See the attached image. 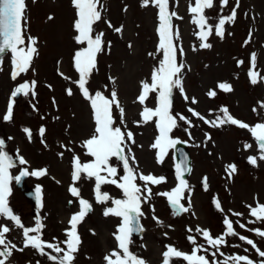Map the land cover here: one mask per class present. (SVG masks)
<instances>
[{
    "label": "rangeland",
    "instance_id": "obj_1",
    "mask_svg": "<svg viewBox=\"0 0 264 264\" xmlns=\"http://www.w3.org/2000/svg\"><path fill=\"white\" fill-rule=\"evenodd\" d=\"M190 2L194 4V0H170L169 10L183 17L182 20L173 18V24L180 33L178 43L184 50L183 55L177 52V61L185 64L182 73L185 93L197 101H185L179 90H174L173 114L180 113L192 122L188 125L180 121V127L172 133L174 138L186 144L192 155V169L185 178L192 190L186 191L185 198L181 200L188 207L190 196L191 207L188 212L175 215L167 197L156 195L149 203L142 205L145 213L141 218L144 231L140 238L132 237L130 250L146 260L147 264H162L166 245L191 253L193 245L188 241V235H193L197 243L208 247L195 229H208L213 236H219L226 231V217L233 221L237 232L253 239L264 250V239L247 229H241L235 223L239 220L247 228L259 227L264 230V223H248L255 219L251 217L248 205L255 207L257 202L264 204V161L259 159L258 144L247 129L231 124L213 127L188 112L191 107L205 119L215 120L217 116H223L221 109L226 107L233 117L250 126L264 122V108L261 107L264 103V82L254 85L248 75L252 66L251 56L255 53V70L264 76V0H240L236 21L225 25L223 38L215 35L213 30L207 40L211 44L210 48L200 47L201 40L196 35L199 29L191 22ZM102 3L105 11L102 12V21L94 25V35L100 32L104 34V48L97 54L96 69L86 86L93 94L102 91L110 96L111 90L117 91L118 99L125 109L127 130L134 134L135 139V144H130L131 153L125 149L126 154L136 158L134 163L130 160V164L144 174L166 177L165 183L150 185L154 193L170 191L178 184L175 147L168 149L163 163H158V150L151 147L158 135L155 120L147 124L134 123L141 119L140 112L144 107L137 100L141 81L150 82L152 72L162 59V53L158 50V9L151 3L142 6V0H102ZM26 4V44L27 36L36 38L38 55L34 57L29 71L15 80L11 77V53L3 57L0 70V139L5 140V150L13 158L18 152L29 162L11 169L13 176L18 175L21 166L27 167L29 171L48 170V175L44 177H28L30 185L36 187L39 184L42 188L43 208L38 204L37 213H34V206L17 189L15 180L10 185L12 195L9 203L25 226H35L39 216L46 225L42 239L56 243L65 240V229L70 227L68 221L79 210L77 198L68 191L73 183V156H80L82 162L91 159L85 155L86 149L81 145L93 134L95 124L90 102L72 83L78 79L73 66L74 55L85 46L75 40L78 33L74 29V21L77 16L72 0H26ZM232 7H235V0H229V6L223 10L219 0H214V7L205 10L206 15L211 17L209 23L215 25L220 16L230 14ZM106 21H110L114 27H109ZM121 26V32L114 30ZM149 53L155 55L150 56ZM33 80L36 81L34 96L30 93L19 100L13 99L12 89L16 83L27 82L31 85ZM223 82L230 84L233 90L226 92L219 89L218 84ZM68 88H72L73 95L67 94ZM209 91H215L216 95L210 97L207 94ZM13 100V120L4 121L2 117L7 105ZM146 105L156 106L155 93L149 95ZM113 114L119 125V113L115 106ZM41 127L46 129L43 138L39 134ZM25 128L32 132L31 140L24 132ZM185 128H188V132ZM9 137L12 139L9 140ZM245 144H251L252 147L245 148ZM61 152L62 157L59 155ZM250 156L258 157L256 165L249 163ZM111 162L118 167L119 179L124 174L122 164L115 158ZM229 164L237 167L231 176L226 171ZM205 177L207 189L202 183ZM136 182L143 183L139 179ZM77 186L81 189V196L93 204V211L78 225L82 244L74 264H106L104 257L117 248L113 233L117 231L121 220L103 215L105 207L113 205L111 201L107 205L95 202L94 180H82L77 182ZM101 190L107 191L112 197L122 198L121 190L115 185H102ZM69 200L74 202L69 204ZM216 200L223 211L215 207ZM152 206L155 208L154 213ZM234 212L242 213L243 216H233ZM154 216L162 223H158ZM0 223L12 227L13 230L6 234L7 239L12 240L17 248H22V230L3 218H0ZM189 228L193 231L188 232ZM226 239L228 245L220 249L226 255H248L254 261L264 259L238 237L229 236ZM234 244H240L241 247L234 248L231 246ZM61 247L65 245L61 244ZM45 251L52 252L50 249ZM37 252L30 247L23 252L14 250L6 264H36L37 261L40 264H55ZM199 254L208 256L210 261L212 259L208 253ZM216 259L222 262L224 257L218 254ZM172 264L186 262L182 258H175Z\"/></svg>",
    "mask_w": 264,
    "mask_h": 264
},
{
    "label": "snow or ice",
    "instance_id": "obj_2",
    "mask_svg": "<svg viewBox=\"0 0 264 264\" xmlns=\"http://www.w3.org/2000/svg\"><path fill=\"white\" fill-rule=\"evenodd\" d=\"M72 3L76 9L77 16L74 21V29L78 33L75 36V40L78 44L85 45L74 55L73 66L78 73V79L72 81V83L78 87L82 96L90 102L95 124L93 134L90 138L84 140L81 145V147L86 149L85 155L91 157V159L87 162H82L80 156H73V171L71 174L73 183L69 186L68 191L73 197L77 198L79 210L68 221L70 227L65 229L66 238L64 241L52 243L43 240L42 232L46 225L39 216L35 220V226H25L21 217L15 214L13 208L10 206L9 197L12 195L10 185L13 180L20 182L23 177L27 176L44 177L48 175V170L43 168L29 171L25 167L19 172V175L13 176L10 170L16 167L17 160L5 150V140L0 139V218L12 222L15 228L21 229L24 238V246L17 248V245L12 240L7 239L6 236V234L13 230L12 227H9L7 223H0V264H6L13 255L14 250L23 252L25 248L29 247L37 250L41 256H47L55 264H74L76 254L82 244L78 233V225L93 211V204L81 196V189L77 186V182L82 180H94V198L97 204L107 205L111 201V205L113 206L105 207L103 215L105 217H118L121 220L117 226V231L113 233L117 242V248L104 257L106 264H147L146 260L130 250L133 233H142L144 231L140 223L141 218L145 215L142 211V205L149 203L154 195L163 196L167 197L170 206L175 210V215L188 212L191 207L190 196L188 197V207H185L181 203V200L185 198L184 193L186 191L191 192L192 190L188 181L184 178V171L190 172L191 169L185 166L182 170L181 165L177 164V186L170 191L154 193L150 185L165 183L166 177H157L151 173L144 174L143 172H139L133 164H130V160L133 163L136 160L134 155H129L131 153L130 144H135V139L134 134L127 130L125 109L118 99L117 91L115 89L111 90L110 96H106L102 91H96L93 94L86 86L93 71L96 69L97 54L104 48V34L100 32L94 35V25L102 21V12L105 11V5L102 3V0H72ZM150 3L158 9V50L162 53V59L152 72L150 82L148 80L141 81V92L137 100L144 107L140 112L141 119L134 121V123L140 125L155 120L158 135L151 147L158 150V163H163L168 149L174 148L178 143H181V141L172 136L173 131L180 127L179 122L183 121L188 125L192 123L188 117L180 113L173 114L174 90H179L185 101L190 99L192 103H197V101L194 97L190 98L185 93L182 77L185 64L182 62L178 63L177 61V52L179 51L183 55L184 50L178 43L180 33L179 29L173 24V18L182 20L183 17L179 16L176 11L169 10L170 0H142V6L146 7ZM219 4L221 10H223L225 6H229V0H219ZM239 6L240 0H235V7L231 8L230 14L220 16L218 22L212 25L209 23L211 17L206 15L205 10L214 7V0H194V4L189 3V12L192 16L191 22L199 29L196 35L201 40V48L211 47V44L207 43V40L213 34V30H215V35L221 38L224 37L225 25L236 21V9ZM26 8V0H0V64L3 61V54L10 52L13 66L11 77L13 80L22 73H27L32 66L34 57L38 55L36 38L27 36L28 43L26 44V33L24 30ZM125 11H127L126 8ZM49 19H52V17H49ZM106 23L109 27H114L110 21H106ZM114 30L121 32L122 26L116 27ZM250 40L251 33L249 34V42ZM193 50H195V47ZM149 55L153 56L155 54L149 53ZM256 59V54L253 53L251 56L252 66L248 73L250 81L254 85L264 82V76H261L255 70ZM238 63L242 64L243 61H238ZM0 70H2V67H0ZM65 79L69 78L65 77ZM35 85V80L31 82V85L27 82L20 84L12 92V97L18 95L28 96L30 93L34 96ZM218 88L226 92L233 90L232 86L226 82L219 83ZM66 92L69 96L73 95L72 88L66 89ZM152 93L156 94V106L148 107L146 101ZM207 94L210 97H214L216 92L209 91ZM13 103L14 100L7 105L6 113L2 117L4 121L13 120ZM53 103L55 104V100H53ZM113 106H115V109L119 113V125L116 124ZM261 107L264 108V103L261 104ZM253 111H256V109H253ZM188 112L199 117L205 123L211 124L213 127L231 124L241 129H247L258 144L259 159L264 161V122L250 126L248 123L233 117L226 107L221 109L223 116H217L215 120L205 119L204 116L191 107L188 108ZM184 130L188 132V128ZM45 131L44 127L39 129V134L42 138ZM24 132L31 140L32 132L28 128H25ZM189 135H191L190 132ZM205 135L207 136V134ZM210 138L208 137V139ZM8 139L10 140L12 137ZM41 142H44L43 139ZM251 147V144H245V148ZM125 149L128 150L129 154H126ZM59 155L62 157L63 153L61 152ZM17 157L19 165H27L29 163L18 152ZM113 158L122 164L124 174L119 179H117L118 167L115 163L111 162ZM248 159L252 165L257 164V156H250ZM226 171L231 176L237 171V167L235 164H229L226 167ZM137 179L143 183L138 184L136 182ZM56 183L59 184L60 181L57 180ZM202 183L205 189H207V177L203 179ZM102 185L117 186L122 192V198L112 197L107 191H102ZM36 200L39 206L43 208L42 188L39 184L36 185ZM73 202L72 200L68 201L69 204ZM214 203L218 210L223 211L218 200ZM248 207L251 217L255 218L249 220L248 223H264V204L257 202L255 207L252 205H248ZM152 211L153 213L155 212L154 206H152ZM232 215L237 217L243 216L242 213L236 212L232 213ZM153 218L158 223H162L159 221V218L155 216ZM235 223L241 229H247L261 239H264V230L261 228H247V225L241 223L239 220H236ZM224 224L226 225V231L219 236H213L208 229L200 227L195 229L205 239L208 247L197 243L196 237L193 235H188L187 237L188 241L193 245L191 253H185L172 245H166V250L162 253V264H172L175 258H182L186 264H264V259L254 261L248 255H226L220 251L222 246L228 245L226 237H238L240 241L251 246L259 257L264 258V250H261L253 239L237 232L231 219L226 217ZM192 231L193 229H188V232ZM93 234H95L94 231ZM61 244L65 245V247H61ZM231 246L234 248L241 247L240 244ZM45 249H50L52 252H46ZM244 251L247 252L248 249L245 248ZM201 252L208 253L212 257L211 261L208 256L199 254ZM218 254L220 257H224L222 262L216 259ZM36 264H40V262L37 261Z\"/></svg>",
    "mask_w": 264,
    "mask_h": 264
},
{
    "label": "water",
    "instance_id": "obj_3",
    "mask_svg": "<svg viewBox=\"0 0 264 264\" xmlns=\"http://www.w3.org/2000/svg\"><path fill=\"white\" fill-rule=\"evenodd\" d=\"M179 151V160H180V165L182 167V170L185 168H189V163H188V154L185 152V150L179 146L178 148ZM188 171H184V174H186ZM25 178L23 177L20 182H18L19 188L25 193V195L29 198H31L34 202H37L36 200V191L33 188H30L25 184ZM134 235H139L140 233H133Z\"/></svg>",
    "mask_w": 264,
    "mask_h": 264
}]
</instances>
